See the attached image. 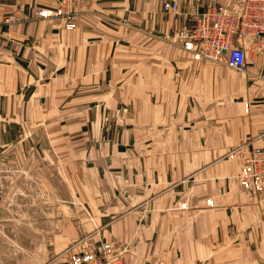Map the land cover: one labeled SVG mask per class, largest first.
Returning a JSON list of instances; mask_svg holds the SVG:
<instances>
[{
  "label": "crops",
  "instance_id": "crops-1",
  "mask_svg": "<svg viewBox=\"0 0 264 264\" xmlns=\"http://www.w3.org/2000/svg\"><path fill=\"white\" fill-rule=\"evenodd\" d=\"M168 1L0 0V264H70L96 232L124 264H264V201L225 157L264 148V52L246 39L247 76L195 60L200 10L240 0Z\"/></svg>",
  "mask_w": 264,
  "mask_h": 264
},
{
  "label": "built area",
  "instance_id": "built-area-1",
  "mask_svg": "<svg viewBox=\"0 0 264 264\" xmlns=\"http://www.w3.org/2000/svg\"><path fill=\"white\" fill-rule=\"evenodd\" d=\"M177 7L173 0L165 5L169 10H176ZM42 15L47 14L42 12ZM74 27V23L69 24V29ZM189 36L199 43V46L192 40L187 43V48L193 50L197 58L206 57L215 61L225 58L230 69L245 72L247 51L240 45L242 39L253 36L259 51L264 52V0H240L235 10L210 4L198 13L195 28ZM235 36H241L238 46L235 45ZM229 158L241 160L240 185L247 191L259 194L264 201V148H253L248 155L243 156L236 151L229 154ZM122 255L112 245L105 243L96 251L82 248L74 252L70 264H124Z\"/></svg>",
  "mask_w": 264,
  "mask_h": 264
},
{
  "label": "rangeland",
  "instance_id": "rangeland-1",
  "mask_svg": "<svg viewBox=\"0 0 264 264\" xmlns=\"http://www.w3.org/2000/svg\"><path fill=\"white\" fill-rule=\"evenodd\" d=\"M15 2H17V0H14ZM67 1H69V0H67ZM23 2H24V0H21V1H19V2H17L18 4H20V6H22V4H23ZM208 5H206L205 7H207ZM204 7V8H205ZM41 14H42V12H40ZM18 14L16 13V14H14V15H12L10 18H8L7 20H6V22H8V23H13L14 21H16L17 20V18H18V16H17ZM56 15L57 16H60V17H62V16H64V15H67V18H68V20H69V22H68V24H66V29L67 30H74L75 28H76V25H75V27L74 28H71V29H69V24L70 23H73L72 21H71V19H72V16H71V14H69V13H64L61 9L60 10H58L57 11V13H56ZM190 35V34H189ZM241 37V36H240ZM239 36H235L234 37V40H235V45L236 46H238L239 44H240V40H241V38H240ZM247 38H249L250 40L248 41L249 42V52H254V53H256V51L255 50H257L258 52H259V49H258V45H257V43L255 42V40L253 39V36H248V37H246V38H243L242 39V44L241 45H244V44H246L247 42H246V39ZM193 41V43L195 44V45H197V46H199V43L198 42H195L193 39H192V36H186L185 37V39H184V48H186L187 50H189V51H191V52H193V55H194V59L195 60H197V61H207V62H214V63H224L225 62V58H224V60L222 61H215V60H211V59H208V58H206V57H201V58H197V54L193 51V50H190V49H188L187 48V43H189L190 41ZM203 42L201 41V44H202ZM206 45H204V47H205ZM196 51H198V48H197V50ZM247 57H248V55H247ZM229 68V67H228ZM230 69V68H229ZM230 70H232V69H230ZM232 71H235V72H237V73H239V74H241V75H243V76H247L248 75V64H247V70L245 71V72H243V71H237V70H232ZM246 109L247 110H249V104H247L246 105ZM244 150V148H243V146H239V147H237V148H235V149H233L230 153H228L225 157H228L229 158V154H232L233 152H240V151H243ZM240 156H243L242 155V152H241V154H240ZM230 159V158H229ZM237 160H239V159H237ZM240 163H241V160H240ZM11 170H7L6 172L7 173H9ZM1 169H0V174H1ZM239 175H240V173L237 175V176H235V179H236V181L237 182H239L240 181V178H239ZM217 176H218V178H221V173H217ZM240 183V182H239ZM252 193H254V192H252ZM251 193V194H252ZM255 194V193H254ZM39 202H37V203H35V205H34V207H37V209H36V211H35V213H33V215L34 214H37V215H34L35 216V218L34 219H38V224H40L43 220H46L47 219V216H48V214H46L45 212V208H46V205H45V201H42V200H38ZM208 204L211 206V207H213L214 206V204H213V202H208ZM179 208H181V209H186V208H188V203L186 202V203H182V204H180L179 206H178ZM57 210H58V206H57V203H56V213H57ZM61 221H62V216L60 215V216H57V214H56V216L54 217V223H56L55 225H57V224H60L61 223ZM26 222H30V219L29 218H27L26 219ZM33 223H36V222H33ZM82 235H84V234H82ZM102 238V241L100 242V246H99V248L101 247V245L102 244H105V243H107V244H110L109 243V241L106 239V236L104 235V234H98L97 232L96 233H93V234H87V236H82L79 240H77L76 242L74 241L72 244H71V247L69 248V250L68 251H70V252H76V251H80L82 248H86V249H88V250H92V251H94V249L92 248V244L90 243L92 240H94L95 238ZM111 245V244H110Z\"/></svg>",
  "mask_w": 264,
  "mask_h": 264
}]
</instances>
